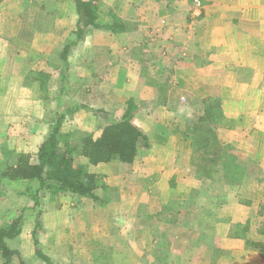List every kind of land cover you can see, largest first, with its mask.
Listing matches in <instances>:
<instances>
[{
    "label": "crops",
    "instance_id": "0c3cea01",
    "mask_svg": "<svg viewBox=\"0 0 264 264\" xmlns=\"http://www.w3.org/2000/svg\"><path fill=\"white\" fill-rule=\"evenodd\" d=\"M11 2H0V139L10 137L12 128L24 133L28 114L49 102L40 93L34 96L40 88L30 73L49 72L50 63L59 62L77 22L70 0ZM98 12L106 18L112 12L130 26L139 21L146 29L139 40L135 29L89 28L70 56L72 72L77 50L84 48V66L93 69L90 51H96L94 71H105L98 86L108 84L104 76L111 70L114 84L99 105L109 103L112 110L118 94L129 93L121 116L133 101V122L150 142L144 165L139 152L133 163L122 166L134 180L113 175L107 182L118 190V208L121 202L124 208L132 203L134 211L136 203L148 204L144 217L150 246L145 258L136 256L128 264H264L246 243L264 235L251 230L247 238L230 236L232 225L253 221L264 201V0H102ZM65 32V43L51 60L56 47L45 43H58ZM229 152L251 172L236 185L222 176L220 159ZM205 169H214L212 176L202 173ZM132 184L139 188L131 189ZM220 186L233 188L224 192L229 199L212 194ZM247 191L250 196L240 199Z\"/></svg>",
    "mask_w": 264,
    "mask_h": 264
},
{
    "label": "rangeland",
    "instance_id": "374dc122",
    "mask_svg": "<svg viewBox=\"0 0 264 264\" xmlns=\"http://www.w3.org/2000/svg\"><path fill=\"white\" fill-rule=\"evenodd\" d=\"M48 1L50 0H12L11 3L15 6L16 4L21 5L24 2L25 5H30L33 2L50 5L51 3ZM70 1L72 6V1L74 4V0ZM100 2H102V0H99L98 3ZM198 2L199 1L196 3ZM107 6L108 5L105 2L101 3V8L103 9L102 12L106 15L108 10ZM17 12L20 13L19 10ZM111 13L109 14V18L100 16L102 19L101 22L110 21L112 18ZM138 22L139 21H134L135 25H131V28L135 29L136 38H140L139 40H141L146 36V29L144 25H137ZM74 23L73 25L75 28ZM66 35L67 32H65V35L59 37L61 39L56 44L50 43V45H47L45 43L46 47H56L54 48L56 51L54 50L53 54L50 56L51 60L56 59V53L63 43H65L62 41H64ZM129 45H133L132 41ZM89 46H91V44H89ZM77 51V59L74 61L72 72L70 70L68 76L69 93L66 96H63L61 106L64 108L66 106L69 107V104H72L74 107V102H86L91 107L107 110L111 117H120L122 114L121 110L126 107L127 103V101L124 102V98H126V94L129 95V93L123 91L120 92L123 95L117 93L119 97L121 96V99L119 101L116 100L115 107H113L114 109L112 110L111 107H108L109 103L108 105H99V102L102 99H107V97H109L110 91L108 89H112L114 86V84H110L113 78L112 70L108 71V74L104 76L107 77L108 84H105L104 87L98 86L97 78L103 77L102 75L105 74V71L100 72V74H97V72L95 73L94 71L95 68H98L96 64L94 65L97 58V54H95L96 51L94 49L93 52L90 51V55L92 53L94 58L92 61L93 69L91 67L85 68L86 66H84V64H87L86 59H84V56L86 55L85 49L79 48ZM56 60L54 63H56ZM49 68L51 69L49 72L53 77L52 84H50V92L53 96L54 92L57 90L59 75L57 68H53L51 65L48 66V69ZM26 69L28 70V68ZM91 72H94V74L91 75ZM86 89H89L90 91H87ZM39 93L40 92L37 94L35 92L34 94L36 95L34 96L39 97ZM28 99L31 100L32 98ZM54 104L55 101L51 100L46 102L42 108L32 110V112H30L31 115L28 114L30 118L27 116V118H25L24 133H22L20 129L16 131V129L12 128L13 131L10 132V137L0 139V150L2 151L0 153L1 162L15 164L21 154H28L31 157L32 162L37 161L39 146L49 132L50 110L54 107ZM106 106L107 108H105ZM141 107L143 109L145 108L143 105H141ZM41 109L46 112H42ZM43 115L46 118H37L38 116L42 117ZM38 120H40V124L37 125ZM74 131L93 134L95 137L100 134V129L97 128L96 117L92 112L86 109H76L72 114H68L63 121L62 133L70 135V137L72 135L75 139L79 140L81 134H74ZM15 134H18L17 137H15ZM149 148L140 151V156L137 158L142 165H144L145 159L148 157L147 151ZM87 160L88 159L83 156L78 149L74 157V163L77 165H84L87 164ZM124 164L125 163L119 161H112L89 167L90 171L95 170L102 175V182L107 186V189L99 188L97 190V194L105 199L104 204L72 194H62L58 198L51 199L49 193H47V196L43 198L44 212L41 218L44 222L45 232L40 233V247L44 253L52 258L54 263L128 264L130 259H133L136 256L141 259L145 258L146 247L150 246V241L146 238L148 237L146 230H149V225L147 226L148 222L145 223L146 218L144 217L149 211L148 208L145 209V206L148 207V204H145L144 202L136 203L135 207H137V209L134 211L133 209H130L132 203L125 204L126 206L124 208V204L121 202V206L118 208V204H116V196L119 195L118 190H115V188H112L107 183L113 175L117 178L123 179L130 178L134 180V178H136L132 171L122 168ZM107 173H110V175H107ZM2 182H5L6 185L4 186L6 187L2 186ZM27 185L28 182L25 180L8 182L5 179L1 180L0 226L5 224L7 218H9L15 211L31 206L32 202L29 196L27 194L21 195L17 192L21 190L24 191ZM132 185L134 187H130L131 189L135 188V190H137L139 188L134 184ZM230 188L227 186H220L217 190H214L212 194L217 195L216 193H218L221 196H227L228 193L224 194V192L232 191L233 188ZM140 190L141 193L142 191L146 192L145 187H142ZM248 192L249 191L243 196L240 195V199L248 198L250 196V193ZM227 199H229L228 196ZM112 203H114V205L116 204L117 207H113ZM139 204L140 207H138ZM25 212L29 217L23 224V234L14 239L7 240L9 247L19 252V254L13 255L12 264H45V262L35 253L36 247L32 237L36 212H31L29 209ZM137 215L140 216L136 217ZM254 220H256V218ZM3 261L4 260L0 255V264H3Z\"/></svg>",
    "mask_w": 264,
    "mask_h": 264
},
{
    "label": "trees",
    "instance_id": "16d2710c",
    "mask_svg": "<svg viewBox=\"0 0 264 264\" xmlns=\"http://www.w3.org/2000/svg\"><path fill=\"white\" fill-rule=\"evenodd\" d=\"M3 0H0V2ZM172 1V0H168ZM99 0H74L77 13L76 30L73 32L74 39L64 44L59 52V62L50 63L53 68L58 69L59 80L57 90L53 96L50 92L52 74L46 70L31 72L30 77L38 81L40 98L45 101H55L50 110L49 132L39 146L37 161L32 162L28 154H21L15 164L0 162V183L2 179L25 180L28 185L24 191L18 194H27L31 199V206L24 207L11 214L0 226V255L3 264H12L13 255L18 251L9 247L7 240L14 239L22 232V227L29 215L28 209L36 212L35 225L32 237L36 247V255L45 264H56L52 258L41 250L40 233L45 232L43 215V198L49 193L51 199L60 197L62 194H72L80 197L90 198L102 204L105 199L97 194L99 188L107 189L102 182V175L90 171L89 167L101 163L119 161L121 163H133L141 150L150 147L147 135L133 122L137 107L133 101H129L125 113L120 117H111L107 110L94 108L86 104L74 102V107L61 106L62 98L69 93L68 76L70 71V56L74 47L83 40L89 28L105 29L113 33L130 31L133 28L125 20L112 15L108 22H101L98 12ZM34 80V81H35ZM86 109L96 117L97 128L100 134L74 131L81 134L79 140L74 136L62 133L63 121L71 112ZM218 142H214L217 147ZM212 144V145H213ZM88 159V163L77 165L74 157L77 150ZM221 151L217 150L216 152ZM218 155L220 152L217 153ZM222 176L232 185H236L244 176L250 174V170L238 162V157L229 152L226 157L220 159ZM214 170V169H213ZM213 170L205 169L202 173L212 176ZM4 186V185H2ZM6 187V186H4ZM251 205V202H247ZM251 230L264 235V201L258 206L256 220H247L245 224L235 223L230 229V236L246 237ZM248 247L258 251L264 258V240L246 239Z\"/></svg>",
    "mask_w": 264,
    "mask_h": 264
},
{
    "label": "built area",
    "instance_id": "2783aa9c",
    "mask_svg": "<svg viewBox=\"0 0 264 264\" xmlns=\"http://www.w3.org/2000/svg\"><path fill=\"white\" fill-rule=\"evenodd\" d=\"M198 4H200V3L198 2Z\"/></svg>",
    "mask_w": 264,
    "mask_h": 264
}]
</instances>
